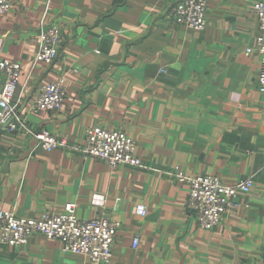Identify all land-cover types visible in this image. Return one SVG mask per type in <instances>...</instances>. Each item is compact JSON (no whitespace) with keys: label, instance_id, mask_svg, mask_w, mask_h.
<instances>
[{"label":"crops","instance_id":"obj_1","mask_svg":"<svg viewBox=\"0 0 264 264\" xmlns=\"http://www.w3.org/2000/svg\"><path fill=\"white\" fill-rule=\"evenodd\" d=\"M0 17L1 58L21 65L14 103L35 131L84 144L90 128L122 131L150 170L118 167L0 132V211L39 219L75 205L81 220L119 223L109 264L264 262V94L254 2L207 0L202 32L171 24L178 0H10ZM58 24L51 65L34 64L38 30ZM60 78V111H28L39 88ZM212 176L251 191L211 231L186 208L188 187L171 175ZM138 205L146 216L136 215ZM139 238L134 249V237ZM0 264H94L36 235L0 244Z\"/></svg>","mask_w":264,"mask_h":264},{"label":"built area","instance_id":"obj_2","mask_svg":"<svg viewBox=\"0 0 264 264\" xmlns=\"http://www.w3.org/2000/svg\"><path fill=\"white\" fill-rule=\"evenodd\" d=\"M207 0H178L171 8L168 19L173 25L184 26L198 32L204 31ZM11 8L10 0H0V17ZM252 12L258 21V37L253 48L245 50L246 55H255L259 60L257 89L264 94V1L256 2ZM62 31L58 24H45L38 30L37 51L34 64L51 65L57 60L62 44ZM4 37L0 35V132L33 138L36 147L46 152L61 150L76 154L83 159H94L105 163L111 169L129 167L150 170L136 154V144L122 131H107L90 128L85 133L84 144H72L67 138H56L46 131H35L27 125L18 113L14 96L18 87L21 65L1 58ZM66 98L63 78L39 88L28 111L58 112ZM171 175L188 187L186 208L197 226L211 231L221 222L228 210L237 207L236 199L248 194L253 182L242 180L226 186L212 176H187L174 168ZM135 213L144 218L146 207L138 205ZM119 231V223L105 215L90 220H81L75 214V205L67 204L63 213L46 212L39 219L18 217L10 212L0 211V244L22 247L32 236L59 241L63 252L83 256L94 264H109L112 248ZM139 238L133 239L132 247H138ZM264 264V262L262 263Z\"/></svg>","mask_w":264,"mask_h":264},{"label":"rangeland","instance_id":"obj_3","mask_svg":"<svg viewBox=\"0 0 264 264\" xmlns=\"http://www.w3.org/2000/svg\"><path fill=\"white\" fill-rule=\"evenodd\" d=\"M258 2H261V1H258ZM254 3H256V2H254ZM254 5V4H253ZM255 15V14H254ZM87 131V130H86ZM86 133V132H85ZM57 138V137H56ZM60 139V138H59ZM82 158V157H81ZM105 164V163H104Z\"/></svg>","mask_w":264,"mask_h":264}]
</instances>
